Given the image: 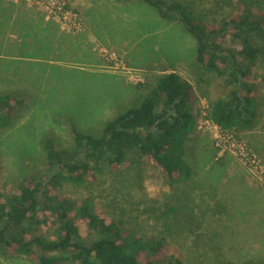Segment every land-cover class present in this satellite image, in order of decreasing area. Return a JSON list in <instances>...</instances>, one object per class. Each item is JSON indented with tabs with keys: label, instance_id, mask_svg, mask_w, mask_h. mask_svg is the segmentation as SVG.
Here are the masks:
<instances>
[{
	"label": "rangeland",
	"instance_id": "rangeland-1",
	"mask_svg": "<svg viewBox=\"0 0 264 264\" xmlns=\"http://www.w3.org/2000/svg\"><path fill=\"white\" fill-rule=\"evenodd\" d=\"M190 1L208 22L233 5ZM111 4L123 6L111 0H0V94L18 101L11 125L0 130V192L46 168L45 139L71 150L73 127L101 135L109 119L141 101L140 84L175 72L193 91L191 178L171 186L157 168L130 154L118 169L82 185L65 183L63 192L71 198L91 195L126 227L147 234L158 232L153 217L171 205L177 220L171 245L186 260L264 264V80L257 88L255 124L228 131L226 139L207 114L209 102L227 89L196 66L195 39L179 22L158 19L157 10L140 0H128L125 9ZM87 7L97 14L105 8L113 16L125 11V18L108 25L127 37L124 48L91 37L94 29L86 28L83 16ZM0 264L38 262L0 253Z\"/></svg>",
	"mask_w": 264,
	"mask_h": 264
},
{
	"label": "trees",
	"instance_id": "trees-1",
	"mask_svg": "<svg viewBox=\"0 0 264 264\" xmlns=\"http://www.w3.org/2000/svg\"><path fill=\"white\" fill-rule=\"evenodd\" d=\"M140 1L182 24L195 39L196 66L223 80L227 92L209 102L210 121L226 131L250 129L264 80V0H232L230 11L210 22L190 0ZM139 87H145L141 101L109 119L101 135L73 127L71 150L45 139L46 168L24 174L13 190L0 192V253L38 264H193L171 245L173 206L153 217L158 232L147 234L126 227L93 196L71 198L63 192L65 183L82 185L118 169L130 154L157 168L171 186L191 178L192 86L169 72ZM17 105L14 95L0 94V130L11 125Z\"/></svg>",
	"mask_w": 264,
	"mask_h": 264
},
{
	"label": "crops",
	"instance_id": "crops-1",
	"mask_svg": "<svg viewBox=\"0 0 264 264\" xmlns=\"http://www.w3.org/2000/svg\"><path fill=\"white\" fill-rule=\"evenodd\" d=\"M128 0L126 1H118V0H114L112 1L111 0V3H120L123 5V6H119V4H115V5H112L114 8H117V9H121L123 7V9H125V7H129L130 4H124V3H127ZM79 3V2H77ZM108 4V2L106 3H103L101 4L103 7ZM100 5V6H101ZM88 9H90L89 7H87L85 9V12H84V21H85V25H86V28H90L91 30H93L94 32V36L91 35V37L93 38H96V40H100L103 44H106V45H111L113 47H117V48H124L126 45H125V40L127 39V37L125 38V36L123 35H120L121 33H118V32H113L111 31L109 28H108V25L111 24V23H116V19H122V18H125L127 16V14L125 15V11L124 13H121V14H118V15H109L107 14V10L105 8H102L104 10V13L102 14H97V13H94V12H91L89 11ZM160 18V16L158 15V19ZM91 32V31H90ZM88 38H91L89 33L86 34ZM147 35H150V34H143V36H147ZM91 41V40H90ZM79 41L76 40V44H78ZM87 43L90 45L91 42H88ZM154 48L153 49H156L157 46L156 44H154ZM78 49V48H77ZM171 53L174 54L173 51L169 50ZM155 60L156 61H160L163 60L161 57H155Z\"/></svg>",
	"mask_w": 264,
	"mask_h": 264
},
{
	"label": "built area",
	"instance_id": "built-area-1",
	"mask_svg": "<svg viewBox=\"0 0 264 264\" xmlns=\"http://www.w3.org/2000/svg\"><path fill=\"white\" fill-rule=\"evenodd\" d=\"M212 122V121H211ZM213 123V122H212ZM213 125H214V127H215V130L218 132L219 131V133H220V135L223 137L224 135V137L227 139L228 138V131H226V130H222L221 128H219L217 125H215L214 123H213Z\"/></svg>",
	"mask_w": 264,
	"mask_h": 264
}]
</instances>
